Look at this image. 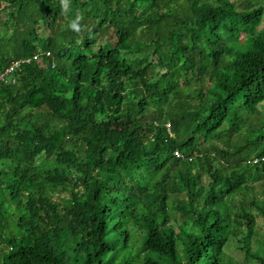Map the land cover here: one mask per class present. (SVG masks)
<instances>
[{
	"label": "trees",
	"instance_id": "obj_1",
	"mask_svg": "<svg viewBox=\"0 0 264 264\" xmlns=\"http://www.w3.org/2000/svg\"><path fill=\"white\" fill-rule=\"evenodd\" d=\"M19 59L0 264H264V0H0Z\"/></svg>",
	"mask_w": 264,
	"mask_h": 264
},
{
	"label": "rangeland",
	"instance_id": "obj_2",
	"mask_svg": "<svg viewBox=\"0 0 264 264\" xmlns=\"http://www.w3.org/2000/svg\"><path fill=\"white\" fill-rule=\"evenodd\" d=\"M243 36L245 35L244 33L242 34ZM259 225H260V231L264 233V220L263 218H259ZM240 244L237 242V240H232L228 246H227V252H228V257L233 259L236 262L243 263L245 259L244 251L240 249ZM227 258V257H225ZM250 258V257H248ZM257 262L253 259L250 258V261L248 264H256Z\"/></svg>",
	"mask_w": 264,
	"mask_h": 264
},
{
	"label": "built area",
	"instance_id": "obj_3",
	"mask_svg": "<svg viewBox=\"0 0 264 264\" xmlns=\"http://www.w3.org/2000/svg\"><path fill=\"white\" fill-rule=\"evenodd\" d=\"M47 54H50V52H47ZM38 57H39L38 53L34 54V56H33L34 59H37ZM22 60H24V59H22ZM22 60L13 61L3 71H0V79L8 80L11 78L12 82H16L17 79L15 77H11V76H13L14 73L17 71ZM26 60H30V58H27ZM168 126H169V124H168Z\"/></svg>",
	"mask_w": 264,
	"mask_h": 264
},
{
	"label": "clouds",
	"instance_id": "obj_4",
	"mask_svg": "<svg viewBox=\"0 0 264 264\" xmlns=\"http://www.w3.org/2000/svg\"><path fill=\"white\" fill-rule=\"evenodd\" d=\"M27 59V58H26ZM19 60H22V59H19ZM14 61H16V60H14ZM23 61V60H22ZM27 61H30V60H27ZM12 63V62H11ZM8 67V66H7ZM19 68V67H18ZM18 70V69H17ZM18 79V78H17ZM167 126H168V124H166ZM168 127H170V124H169V126Z\"/></svg>",
	"mask_w": 264,
	"mask_h": 264
}]
</instances>
